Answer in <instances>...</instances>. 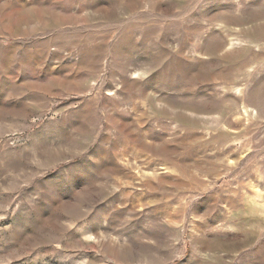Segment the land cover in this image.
Instances as JSON below:
<instances>
[{
	"label": "rangeland",
	"instance_id": "rangeland-1",
	"mask_svg": "<svg viewBox=\"0 0 264 264\" xmlns=\"http://www.w3.org/2000/svg\"><path fill=\"white\" fill-rule=\"evenodd\" d=\"M0 264H264V0H0Z\"/></svg>",
	"mask_w": 264,
	"mask_h": 264
}]
</instances>
